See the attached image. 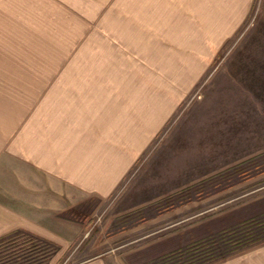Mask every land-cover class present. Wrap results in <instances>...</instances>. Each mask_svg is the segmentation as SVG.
<instances>
[{
	"label": "rangeland",
	"instance_id": "obj_1",
	"mask_svg": "<svg viewBox=\"0 0 264 264\" xmlns=\"http://www.w3.org/2000/svg\"><path fill=\"white\" fill-rule=\"evenodd\" d=\"M71 81L126 86L130 119L158 102L165 121L154 135L142 121L145 152L121 192L87 204L101 245L43 250V264L124 245L145 219L180 220L174 251L151 264H205L264 239V0H0V139L33 94Z\"/></svg>",
	"mask_w": 264,
	"mask_h": 264
},
{
	"label": "crops",
	"instance_id": "obj_2",
	"mask_svg": "<svg viewBox=\"0 0 264 264\" xmlns=\"http://www.w3.org/2000/svg\"><path fill=\"white\" fill-rule=\"evenodd\" d=\"M53 84L43 95L33 94L26 107L20 106L12 136L0 139V240L15 233L38 237L59 250L73 248L70 259L81 249L101 245L103 230L94 229V222L87 227L86 206L121 192L145 152L148 130L142 129V121L155 122L149 129L154 135L164 126L165 116L153 102L137 109L142 111L138 121L130 119L133 109L124 91L128 87L120 91L116 82ZM172 209L156 219L180 207ZM176 223L150 229L145 219L125 229L140 232L130 234L126 244L86 254L72 264H151L174 251L170 241L181 230L180 220ZM93 229L99 235L90 247L87 234ZM123 246L127 250L122 251ZM215 264H264V243Z\"/></svg>",
	"mask_w": 264,
	"mask_h": 264
},
{
	"label": "trees",
	"instance_id": "obj_3",
	"mask_svg": "<svg viewBox=\"0 0 264 264\" xmlns=\"http://www.w3.org/2000/svg\"><path fill=\"white\" fill-rule=\"evenodd\" d=\"M252 235H254V233L248 234L245 237L243 235L244 238H239L232 241L237 245L238 250L234 254L231 253L230 256H220L219 258L217 257L214 261L205 264L218 263L248 248L264 243V239H250L251 237H253ZM56 249L58 248L52 243L42 240L38 237L28 236L23 233H15L0 240V264H29L28 261H30L31 259L33 261L30 264H43L45 263L44 258L47 256V254L45 255V252H43V250L49 252L47 256V260H49ZM51 250L53 251L51 252ZM1 255L4 256L1 257ZM40 259L42 260L37 263Z\"/></svg>",
	"mask_w": 264,
	"mask_h": 264
}]
</instances>
